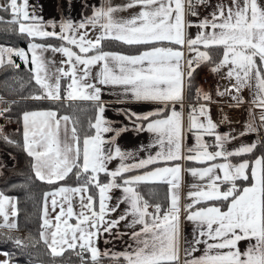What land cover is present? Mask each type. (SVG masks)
<instances>
[{
    "label": "snow or ice",
    "instance_id": "1",
    "mask_svg": "<svg viewBox=\"0 0 264 264\" xmlns=\"http://www.w3.org/2000/svg\"><path fill=\"white\" fill-rule=\"evenodd\" d=\"M185 3L187 15L198 22L186 19ZM198 6L212 5L209 0H101L98 4L85 0L81 7L90 8V15L57 21L44 19L40 3L0 2V13L10 17L0 15V23L30 38L27 50L0 45V68L20 70L13 59L18 57L30 65L29 83L36 86L22 99L57 105L20 112L21 128L16 129L20 139H14L7 127L13 122L17 102L0 96L4 121L0 142L22 148L31 158L34 177L53 186L44 193L39 231L53 257L71 251L80 264H101L105 256L122 259L124 264H264V0H218L214 11L202 19L195 11ZM125 12L129 14L120 15ZM193 27L198 29L195 36L187 32ZM35 38L61 43H37ZM111 41L135 51L106 50L105 42ZM212 48L221 49L218 61L208 51ZM48 52L63 59L49 58ZM202 63H211L210 71L222 73L229 81L216 94L227 95L234 106L245 103L244 89L251 90V104L260 111L258 117L250 111L244 131H218L230 121L223 114L219 123L214 121L212 95L202 87L195 88V96L204 103H189L185 128V82L189 90L194 87V73ZM62 81H67L63 92ZM105 86L121 90L116 93L120 103L153 107L142 112L117 108L127 123L108 119V104L102 99ZM77 100L94 105L95 115L86 130L58 107ZM127 132L150 133L151 142L122 149L117 141ZM185 132L193 133L195 139L187 155L183 152ZM249 134L255 139L229 147ZM206 135L214 137V142H206ZM140 152L148 154L140 157ZM114 160L119 163L110 169ZM183 160L206 166L188 169L202 183L190 186L189 202L182 208ZM101 174L106 181H101ZM69 176L76 178V186L67 184ZM147 182L169 185L167 207L150 204L137 190ZM91 189L98 190V195L91 194ZM112 189L123 193L114 203L109 194ZM17 205L16 198L0 191V244L11 242L22 250L31 236L13 234L20 228ZM182 211L193 225L191 238L184 239L183 258ZM105 234L121 240L127 236L128 250L102 251L98 242ZM0 255L5 257L0 264H12L11 253L0 251Z\"/></svg>",
    "mask_w": 264,
    "mask_h": 264
},
{
    "label": "trees",
    "instance_id": "2",
    "mask_svg": "<svg viewBox=\"0 0 264 264\" xmlns=\"http://www.w3.org/2000/svg\"><path fill=\"white\" fill-rule=\"evenodd\" d=\"M6 19L10 17L7 14ZM14 26L7 23H0V43L11 47L26 48L30 38L20 35L18 32L12 31ZM52 40V39H43ZM60 42V41H59ZM106 50L134 52L126 45L111 41L105 42ZM203 49V48H202ZM214 61H218L221 55V49H208ZM16 63L21 65L20 70L11 67L0 68V96L15 100L17 103L13 105L12 121L15 125L8 132L13 133L14 139H20L16 129L21 128L17 122V116L24 110L47 109L57 107L48 101H33L22 99L32 94L36 86L30 84V74L27 67L18 57L13 56ZM211 63H202L194 73L193 85L189 90L186 81L187 97H193L196 87L200 86L202 80V72L212 67ZM61 114H67L79 121V126L83 129L88 128L89 121L95 115L94 105L91 101H66L63 105L58 106ZM0 146L14 155L17 162L14 165L6 166L0 174V190L7 195H14L18 200L20 225L19 231L14 235L20 237H29L31 240H25L28 247L17 249L11 242L0 244V250H6L11 253L12 264H78L79 259L71 251H66L63 256L53 257L43 241L39 237L40 226L42 223V207L44 193L52 189V185L36 179L31 169V158H29L24 150L20 147L7 145L0 142ZM259 154V153H257ZM101 181H106L107 177L101 174ZM68 185H76L77 181L74 176H69ZM13 185H16L13 187ZM23 185V187H21ZM169 185L163 182H147L137 186V190L149 201L150 204L160 203L163 207H167L170 202ZM90 193L94 196L98 195V190L91 189ZM101 264H124L121 259L116 261L109 256H105L101 260Z\"/></svg>",
    "mask_w": 264,
    "mask_h": 264
},
{
    "label": "crops",
    "instance_id": "3",
    "mask_svg": "<svg viewBox=\"0 0 264 264\" xmlns=\"http://www.w3.org/2000/svg\"><path fill=\"white\" fill-rule=\"evenodd\" d=\"M2 2V0H0ZM85 0H29L30 5L34 3H40L43 5L42 9V15L44 16L45 20L49 19H55L59 21L62 18H68L71 17L73 20H79L82 16L84 15H90L91 14V9L87 8L84 9L81 7L82 3H84ZM101 2V0H87L88 4H98ZM114 3H123L125 0H113ZM218 2V0H209V4L212 5L211 7H205L203 12L199 15V19H202L206 15H210L212 11H214V5ZM129 13H121L120 15L127 16ZM186 19L188 20H197L196 17H191V16H186ZM51 30V29H48ZM59 31V29H57ZM198 29L193 27L187 29V32L191 36H195L197 33ZM51 39V38H49ZM30 42V40H29ZM28 42V43H29ZM37 43H45V44H53V45H58L61 42L57 39H52V40H43L41 38H35V41ZM5 47H9L7 45L1 44ZM27 50V47L25 48ZM186 53L188 56L187 49ZM204 50V49H201ZM45 55L49 58H54L55 60L59 61L63 59V57L60 54H53L51 52L45 53ZM211 67L206 69L205 71L210 73V75L213 77V82L220 84L222 90L226 86L229 85V81L226 78L222 77V73H213L210 71ZM97 69H93L95 72ZM204 71V72H205ZM224 72L227 71V69L223 70ZM203 73V72H202ZM67 83V81H62V92H63V87ZM121 90L116 87H109L105 86L104 87V95L102 96V99L107 102L108 107L106 108L105 116L108 119L111 120H116V121H124L127 123V121L124 120L123 116H120L117 114L116 109L117 108H131L134 111L142 112V111H148L150 110L153 106L149 104H137L133 102H127V103H120L118 96L116 93L120 92ZM212 95V99L216 102H219L220 104L223 103V101H231L227 95L225 96H217V92L215 91H209L205 90ZM245 91V93H244ZM242 96L244 98L245 103L240 104L238 107L235 106V110H232V113L235 117V123L231 126L230 129H235L236 132H242L244 131V125L245 121L249 119V113H250V108H251V101H252V93L251 90L249 89H244L242 92ZM5 101H11L9 98L3 97ZM184 98L187 100V104H184V123H185V128H187L188 124V105L191 102L193 105H198V103H204L202 100L197 101L195 96L193 97H187L186 94V82H185V90H184ZM233 102V101H232ZM234 103V102H233ZM2 106V105H0ZM179 107V106H177ZM253 108V106H252ZM253 110L257 113V116L259 115V109L258 108H253ZM62 115H67V114H62ZM215 121V120H214ZM4 122L0 123L3 124ZM15 123L14 121L8 125L7 130L11 129L14 127ZM229 129V130H230ZM229 130H225L223 128H219L218 131L220 133L227 132ZM209 136H205L204 139L207 142V138ZM151 134L147 132L143 133H134V132H127L123 134L119 139H118V144L121 146L122 149H127V150H132L137 148L140 144H147L151 142ZM253 139H255V136L253 134H249L246 137L241 138L239 141H233L229 147H238L241 142L244 143H249ZM195 146V139H194V134L193 133H187L185 132V141L183 148H186V155L187 149L189 147H194ZM214 148H210L209 151H214ZM154 151V150H153ZM148 153L146 152H140L139 156L144 157ZM17 162L16 158L12 153L9 151L5 150L0 146V174L3 172L4 167L6 166H11L14 165ZM222 162V161H218ZM237 162L235 158H233V163ZM119 161L114 160L111 164H109L110 169H114L118 165ZM181 166L184 169L182 172V182H181V188H180V194H181V206L183 208V205L187 204L189 201L186 199V196L190 190V186L193 184H198L202 183L197 177H193L188 169L191 168H200L206 166L205 164H201L199 162H189L187 160L181 161ZM153 166H150V168ZM71 186H76V185H71ZM1 191V190H0ZM50 191V190H49ZM5 194V193H4ZM113 197L112 203L115 202V198L121 197L122 196V189H112L111 192L109 193ZM7 195V194H5ZM169 195H170V189H169ZM16 198L14 195H7ZM17 199V198H16ZM59 199V198H58ZM125 205H121V210H123ZM58 211V210H57ZM151 211V208L149 209ZM118 214V213H117ZM75 222V221H72ZM192 223L188 222L184 218V212H181V238H180V246H181V258H183V248H184V239L191 238V231H192ZM121 229L123 230V224H121ZM108 239L110 242L105 243L104 240ZM127 242V243H126ZM128 244H131V241L128 239L127 236L123 237V239H113L112 237H109L107 234L104 235V238H102L98 242L99 248L104 251L108 250L109 253H116V252H122L128 250ZM241 248L243 249L246 245L245 242L241 243ZM201 253H196V255H200ZM1 260V258H0ZM80 264V263H78Z\"/></svg>",
    "mask_w": 264,
    "mask_h": 264
},
{
    "label": "built area",
    "instance_id": "4",
    "mask_svg": "<svg viewBox=\"0 0 264 264\" xmlns=\"http://www.w3.org/2000/svg\"><path fill=\"white\" fill-rule=\"evenodd\" d=\"M185 9H186V16H188L187 15V10H188L187 3H185ZM204 9H205V6H198L195 8V11L200 15ZM185 56L187 57L186 50H185ZM199 87H202L204 90L215 91V92H217V88H219L220 91L222 90L220 84L214 83L213 78H210L206 71L202 73V80H201ZM244 93H245V91H244ZM194 96H195V91H194ZM195 98H196V96H195ZM184 104H187V100L185 98H184ZM229 105H233V106H229ZM210 108H211V115H212L213 119L215 120V122L219 123L221 121L222 114L224 116L228 117V120L230 121V123H225V124L221 125L220 128H223L225 130H229L231 128V126L235 123V117L232 113V110H235V106H234V103L232 101H223V103H221V104L219 102L214 101L210 105ZM250 111L255 116H257V113L253 110L252 106L250 108ZM2 122H4V121L2 119H0V123H2ZM207 142L213 143L214 137L209 136L207 138ZM183 152H184V155H186V148L185 147L183 148Z\"/></svg>",
    "mask_w": 264,
    "mask_h": 264
},
{
    "label": "rangeland",
    "instance_id": "5",
    "mask_svg": "<svg viewBox=\"0 0 264 264\" xmlns=\"http://www.w3.org/2000/svg\"><path fill=\"white\" fill-rule=\"evenodd\" d=\"M0 15H1V13H0ZM207 74H208V76H209L210 78H213V77L210 75V73L207 72ZM0 251H6V250H0ZM0 258H1V260L5 259V257L2 256V255H0Z\"/></svg>",
    "mask_w": 264,
    "mask_h": 264
}]
</instances>
